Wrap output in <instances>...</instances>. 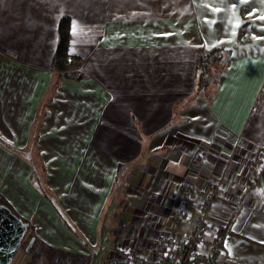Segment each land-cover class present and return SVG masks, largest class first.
Wrapping results in <instances>:
<instances>
[{
	"label": "crops",
	"instance_id": "obj_1",
	"mask_svg": "<svg viewBox=\"0 0 264 264\" xmlns=\"http://www.w3.org/2000/svg\"><path fill=\"white\" fill-rule=\"evenodd\" d=\"M63 16L69 52L86 74L61 78L50 97ZM260 16L264 0H0V137L25 147L48 97L37 145L60 198L53 204L37 191L32 165L1 142L0 195L50 244L92 257L129 241L155 258L180 185L202 190L220 180L209 222L224 230L227 264H264V176L253 183L260 164L249 165L264 149ZM216 46L229 54L196 89L194 55ZM142 103H162L167 115ZM133 114L149 135L143 149ZM119 162L131 165L121 196Z\"/></svg>",
	"mask_w": 264,
	"mask_h": 264
},
{
	"label": "trees",
	"instance_id": "obj_2",
	"mask_svg": "<svg viewBox=\"0 0 264 264\" xmlns=\"http://www.w3.org/2000/svg\"><path fill=\"white\" fill-rule=\"evenodd\" d=\"M70 29H71V19L69 16H63L59 21L58 26V42L56 50L52 56L51 60V71H52V81L51 83L57 88L59 85V78L61 75H65L67 77L77 76L80 77V70L78 69V63L80 57L75 55L72 57V60H69L71 54L69 52V45H70ZM243 32V28L239 30L238 35ZM229 51L224 50L220 46H216L211 48L206 52H196L194 55V72H195V88L198 89L200 86H204L206 83V76L208 71L213 66V62L219 59V56H223L224 59L227 58ZM56 88L53 89V92L50 95L52 97ZM49 97V98H50ZM48 97H43L41 102L39 103L37 114L33 125L31 127V135L29 143L23 147L22 149L14 148L5 140L0 137V142L5 144L10 149L17 152L20 156L25 158L31 165H32V183L34 187L42 193L51 203L54 204L55 196L52 195L47 185L40 184V175L37 173L36 166L32 160V157L36 156L38 163L42 167L43 176L45 177L46 172V165L43 163L42 156L38 151L37 148V141L39 139V134L41 127L43 126V121L46 117V111L44 109V104L47 102ZM178 110V109H177ZM133 119L135 121L136 127H138V131L140 133V122L136 119V116L133 114ZM142 136V149L145 148L148 142L149 135L147 133H140ZM262 153V152H261ZM254 159L260 160V170L259 174L254 177L253 183H255V179L261 175L264 176V152L261 154V157H255ZM253 159V160H254ZM129 165L127 162H119L117 165L116 171V180L117 185L116 187L123 186L122 189L126 187V176L128 174ZM55 200H57L55 198ZM0 202L9 206L13 212H15L18 216H20L25 222L28 223V232L26 238L24 239V244L28 245V242L31 238H34L33 244L28 250L30 253V259L26 264H89L90 263V255H85L80 252H75L67 249H63L61 247L49 244L44 239L36 235L35 226L31 223L29 219L23 217L19 214L14 206L7 200V198L3 195H0ZM61 216L60 219L63 224L71 231L74 235H76L81 241H85L80 234L79 230L75 227V225L70 221L67 215L59 212ZM171 221L173 222L172 218L170 217ZM232 219V218H230ZM170 221V222H171ZM171 222V223H172ZM224 231V230H223ZM180 232V231H179ZM175 235H179L178 231Z\"/></svg>",
	"mask_w": 264,
	"mask_h": 264
},
{
	"label": "built area",
	"instance_id": "obj_3",
	"mask_svg": "<svg viewBox=\"0 0 264 264\" xmlns=\"http://www.w3.org/2000/svg\"><path fill=\"white\" fill-rule=\"evenodd\" d=\"M261 152H264L262 148ZM254 165L257 162L254 161ZM177 197L174 199V207L171 218L176 231L162 234L157 240L158 255L155 259L145 258L137 253L123 254L120 252L119 259L123 260L116 264H227L224 254L223 241L224 231L222 226H212L209 222L210 210L215 196L220 189V180L210 182L200 191L194 189L186 182L180 187ZM198 196H201L199 210L196 211V224L190 228L188 234L182 229L185 226L181 221L188 219V205L195 203ZM195 200V201H193ZM173 227V228H174ZM110 256V255H108ZM142 256V257H141ZM151 259V260H150Z\"/></svg>",
	"mask_w": 264,
	"mask_h": 264
},
{
	"label": "rangeland",
	"instance_id": "obj_4",
	"mask_svg": "<svg viewBox=\"0 0 264 264\" xmlns=\"http://www.w3.org/2000/svg\"><path fill=\"white\" fill-rule=\"evenodd\" d=\"M69 60H72V57H69ZM218 60V59H217ZM214 63V62H213ZM213 67V66H212ZM79 69V68H78ZM80 70V77H77V76H72L71 78H75V79H81L82 77H84V75L86 74L85 73V71H83L82 69H79ZM209 71H211V68L209 69ZM208 71V72H209ZM63 77H65V78H70V77H67V76H65V75H61L60 77H58L59 78V80H60V82H61V78H63ZM60 82H59V84H60ZM51 88L52 89H54V88H56L52 83H51ZM57 87H59V86H57ZM57 89V88H56ZM48 103H45L44 104V107L47 105ZM151 103H142L140 106L142 107V109L143 110H145V108H143V106H152L153 107V109H159V111H160V114H159V116H166L167 115V110H165V108L162 106V103H158V104H156V103H152V105H150ZM156 104V105H155ZM180 103H176V105H175V103H174V105H175V108L177 107V105H179ZM125 107H131V103H127V105L125 106ZM133 107H136V105H134ZM149 110V109H148ZM147 111V110H146ZM161 111H163L164 112V114H162L161 113ZM148 112V111H147ZM107 114H109V111H108V113ZM103 123H104V127L103 128H106V118L104 117L103 118ZM37 148L39 149V146L37 145ZM261 150H262V148H260L259 149V151H258V153L255 155V157H261V154H263V153H261ZM254 157V158H255ZM253 158V159H254ZM252 158H250V160H249V165L250 166H253V162L254 161H256L257 162V165H255V166H257V167H259V164H260V160L259 159H254L253 160ZM32 160H33V162H34V165L36 166V170H37V173L40 175V184L42 183V184H44L45 186L47 185V188H48V190H49V192L52 194V195H54L55 197H56V199H59L60 197L58 196V195H56L52 190H51V188L48 186V183H47V172H48V168H47V166H46V172H45V177L43 176V170H42V167L40 166V164L38 163V161H37V158H36V156L34 157H32ZM133 167V166H132ZM256 170V172H258L259 170H260V168H259V170H257V169H255ZM130 172H128V174H129ZM128 174H127V176H126V187L125 188H127V186H128ZM187 184L189 185V183L187 182ZM191 185V184H190ZM192 186V185H191ZM122 187L123 186H119V188L118 187H116V190H115V193H117V195H119V196H121V195H123V193H124V190L125 189H122ZM179 187V186H178ZM180 187H181V185H180ZM178 188L176 191H175V193H174V195L172 196V197H174V199H175V197H177V195H178V192L180 191V189L181 188ZM193 187V186H192ZM194 188V187H193ZM194 189H196V188H194ZM197 191H200V190H198V189H196ZM218 195H220L219 194V190H218V193H217V195L215 196V198H214V201H215V199H216V197L218 196ZM201 199H202V197L201 196H198L197 197V199H196V201L195 200H193V201H195V203H192L191 205H188V212H187V215H188V219L186 220V222L184 223V221H181L183 224H185L186 225V227L185 226H182V229L183 230H185L186 232L183 234V235H186V234H188L189 233V231H190V228H192L195 224H196V218H194V217H192V215L190 214V210L191 209H189V207H192V211H197V210H199V205H200V203H201ZM214 201H213V203H212V206L214 205ZM122 209H124V208H122ZM172 212H173V210H172ZM172 212H171V214H170V216L172 215ZM197 214V213H196ZM67 215V214H66ZM128 215V212H124L123 213V215H120V218H125L126 216ZM68 217H70L69 216V214L67 215ZM197 216V215H196ZM69 219H71V218H69ZM30 220V219H29ZM72 222V221H71ZM31 223H32V221H31ZM33 224V223H32ZM34 225V224H33ZM35 226V225H34ZM165 226V225H164ZM174 227V224L172 223V229L174 230V231H176V229H175V227ZM214 227H216L215 225H214ZM36 228V227H35ZM111 228V227H110ZM35 231H36V229H35ZM177 232V231H176ZM178 233H179V231H178ZM27 235V234H26ZM36 235H38L37 234V232H36ZM39 236V235H38ZM76 236V235H75ZM161 236V235H160ZM159 236V237H160ZM40 237V236H39ZM77 237V236H76ZM159 237H157L156 238V241L157 240H159ZM25 238H26V236H25ZM24 238V239H25ZM78 238V237H77ZM43 239V238H42ZM47 242V241H46ZM104 242H105V239H102V245L104 244ZM118 243H119V246L120 247H115V248H111L110 249V251H109V253H108V251H107V249L106 250H104V249H102V250H99V251H97L95 254H93L92 255V257H90V263L89 264H116V263H119L120 261H123V260H121V259H119V256H120V252H121V250L123 251L122 252V255L123 254H126V253H128V254H132L133 256H137V253H139V254H141L142 256H146L144 253H143V251L138 247V246H134L133 244L134 243H131V242H127V245H132V246H129V247H123V243L122 242H119V241H114V244L115 245H118ZM50 244V243H49ZM53 245V244H52ZM32 246V245H31ZM26 244H24V240H23V242H22V244L20 245V247L18 248V250H17V252H16V254L14 255V258L12 259V262L10 263V264H26V262H28L29 261V259H30V253H29V251L26 249ZM98 248H99V246H97L96 247V250H98ZM63 249H65V248H63ZM109 249V248H108ZM107 253H108V255H110V256H108L107 255ZM84 254V253H83ZM85 255H89V254H85ZM157 255V254H156ZM91 256V255H90ZM141 256V257H142ZM105 257V259H104V261H103V258ZM156 258V257H155ZM155 258H152V260L153 259H155ZM151 260V259H150ZM154 261V260H153Z\"/></svg>",
	"mask_w": 264,
	"mask_h": 264
},
{
	"label": "water",
	"instance_id": "obj_5",
	"mask_svg": "<svg viewBox=\"0 0 264 264\" xmlns=\"http://www.w3.org/2000/svg\"><path fill=\"white\" fill-rule=\"evenodd\" d=\"M28 223L18 216L12 209L0 202V264H10L18 248L22 244L27 232ZM34 238L26 247L30 249Z\"/></svg>",
	"mask_w": 264,
	"mask_h": 264
},
{
	"label": "snow or ice",
	"instance_id": "obj_6",
	"mask_svg": "<svg viewBox=\"0 0 264 264\" xmlns=\"http://www.w3.org/2000/svg\"><path fill=\"white\" fill-rule=\"evenodd\" d=\"M243 2H247V0H243ZM233 7H235V5H233ZM214 11H219V9H214ZM259 19L264 20V16H260ZM238 24H239V22H238ZM75 30H76V26L73 25V32H75ZM257 39H264V37H257Z\"/></svg>",
	"mask_w": 264,
	"mask_h": 264
}]
</instances>
